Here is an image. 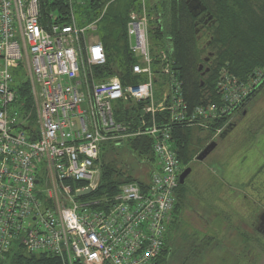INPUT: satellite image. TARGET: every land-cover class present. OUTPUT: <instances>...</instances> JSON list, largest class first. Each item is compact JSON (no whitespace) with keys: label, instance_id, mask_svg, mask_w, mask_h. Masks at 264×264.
<instances>
[{"label":"built area","instance_id":"built-area-1","mask_svg":"<svg viewBox=\"0 0 264 264\" xmlns=\"http://www.w3.org/2000/svg\"><path fill=\"white\" fill-rule=\"evenodd\" d=\"M138 3L126 25L137 82L125 85L117 75L97 79L106 57L87 36L101 17L80 28L71 12L70 23L43 27L39 0H0V259L14 247L64 264H155L159 257L181 173L172 125L206 130L218 116L214 106L188 109L171 80L173 63L164 52L158 62L151 56L145 0ZM20 71L26 80L15 85ZM221 74L223 114L249 85ZM25 83L30 111L21 99ZM134 138L151 140L147 186L127 183L113 196L92 197L100 155Z\"/></svg>","mask_w":264,"mask_h":264},{"label":"trees","instance_id":"trees-1","mask_svg":"<svg viewBox=\"0 0 264 264\" xmlns=\"http://www.w3.org/2000/svg\"><path fill=\"white\" fill-rule=\"evenodd\" d=\"M189 1L145 0L149 47L155 62H158V53L154 48H159L158 52H164L173 63L171 80L179 83L188 109L207 106L217 109L218 117L208 122L206 131L209 133L224 126L232 111L238 110L235 106L226 113L219 112V108L225 107L217 86L222 72L239 83L249 85L247 96H254L263 86L259 82L264 80V0H198L205 7L208 19L209 26L204 27V30L200 29L202 23H198L188 10ZM39 4L43 27L53 22L70 23L71 12L74 17L78 14L82 27L101 17L96 30L105 53L106 64L96 70L97 79L103 80L117 75L125 85L137 82L130 75L136 60L128 49L126 25L129 12L139 5L138 0H39ZM202 37L205 42H202ZM206 49L209 50L208 53ZM257 73L262 76L259 80ZM251 95L249 99L245 96L241 108L249 102ZM21 99L24 110L30 111L32 103L28 83L22 85ZM157 120L161 122L165 117L161 118L159 115ZM228 127L233 125L228 123L223 132ZM194 130L195 127L172 125L171 141L181 168L192 161L198 152L194 148L202 142L196 139ZM197 131L205 132L204 129ZM119 149L108 147L100 155V180L92 197L113 196L117 194L120 186L127 183H135L144 190L149 183L154 162L151 140L129 139L125 153L119 154ZM130 164H134L135 169H131ZM185 195V185H177L174 190L172 221L155 264H168L170 260L169 243L172 238L169 235L179 225L186 201ZM0 264L64 263L53 256L27 255L20 247H14L0 259Z\"/></svg>","mask_w":264,"mask_h":264},{"label":"rangeland","instance_id":"rangeland-1","mask_svg":"<svg viewBox=\"0 0 264 264\" xmlns=\"http://www.w3.org/2000/svg\"><path fill=\"white\" fill-rule=\"evenodd\" d=\"M75 19L81 28L78 14ZM87 38L100 40L97 30ZM154 49L159 55V48ZM13 78L15 85L26 80L22 71ZM260 83L262 88L241 108L244 98L224 126L211 134L195 128L202 142L194 148L198 152L192 161L180 167L191 172L184 182L186 201L179 225L169 235L168 264H264V237L253 229L255 216L264 211V80ZM228 123L233 127L220 139ZM212 142L213 151L197 161Z\"/></svg>","mask_w":264,"mask_h":264},{"label":"water","instance_id":"water-1","mask_svg":"<svg viewBox=\"0 0 264 264\" xmlns=\"http://www.w3.org/2000/svg\"><path fill=\"white\" fill-rule=\"evenodd\" d=\"M188 10L190 13L193 14L194 17L197 16V14L201 12H205V7L198 1V0H190L188 4ZM210 19V18H209ZM199 70H201V67H199ZM207 72V70H205ZM232 127H228L223 134L221 135V139L225 137L226 134L231 130ZM216 147V144L214 142L208 144L196 157L197 161H202L204 160ZM191 170L190 168H186L178 176V185L182 186L184 185L186 177L190 174ZM89 193L88 190L83 191L80 193V196L87 195Z\"/></svg>","mask_w":264,"mask_h":264},{"label":"flooded vegetation","instance_id":"flooded-vegetation-1","mask_svg":"<svg viewBox=\"0 0 264 264\" xmlns=\"http://www.w3.org/2000/svg\"><path fill=\"white\" fill-rule=\"evenodd\" d=\"M196 19H197V22L198 23H202L200 25V29L201 30H204V27L209 26L207 24L208 23V19L206 18L205 12H201V13L197 14ZM253 229H254L255 232H257L262 237H264V211L259 212L255 216V221H254Z\"/></svg>","mask_w":264,"mask_h":264}]
</instances>
